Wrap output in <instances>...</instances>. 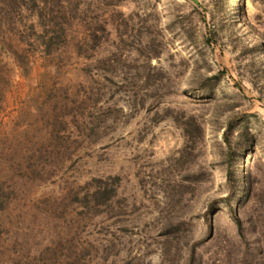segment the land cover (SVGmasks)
I'll return each instance as SVG.
<instances>
[{"label":"rangeland","instance_id":"1","mask_svg":"<svg viewBox=\"0 0 264 264\" xmlns=\"http://www.w3.org/2000/svg\"><path fill=\"white\" fill-rule=\"evenodd\" d=\"M0 264H264V0H0Z\"/></svg>","mask_w":264,"mask_h":264},{"label":"trees","instance_id":"2","mask_svg":"<svg viewBox=\"0 0 264 264\" xmlns=\"http://www.w3.org/2000/svg\"><path fill=\"white\" fill-rule=\"evenodd\" d=\"M225 141H226V143H228L230 145V141H229V138L227 135L225 136Z\"/></svg>","mask_w":264,"mask_h":264}]
</instances>
